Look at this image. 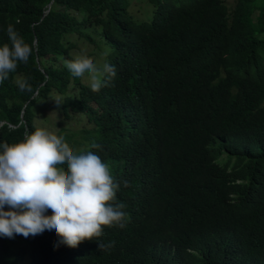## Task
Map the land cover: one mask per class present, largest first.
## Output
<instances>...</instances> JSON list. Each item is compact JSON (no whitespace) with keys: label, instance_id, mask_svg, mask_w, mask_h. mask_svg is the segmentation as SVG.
<instances>
[{"label":"trees","instance_id":"obj_1","mask_svg":"<svg viewBox=\"0 0 264 264\" xmlns=\"http://www.w3.org/2000/svg\"><path fill=\"white\" fill-rule=\"evenodd\" d=\"M235 1L0 0V46L10 23L33 46L0 83V144L59 98L88 128L58 136L109 166L128 214L76 248L0 236V264H264V0ZM80 53L115 67L98 92L65 66Z\"/></svg>","mask_w":264,"mask_h":264},{"label":"clouds","instance_id":"obj_2","mask_svg":"<svg viewBox=\"0 0 264 264\" xmlns=\"http://www.w3.org/2000/svg\"><path fill=\"white\" fill-rule=\"evenodd\" d=\"M7 35L10 43L0 46V83L33 52V46L11 23ZM64 63L72 76H87L93 92L116 76L113 65L98 66L83 53ZM18 85L23 90L27 82L18 81ZM34 128L26 129L19 142L0 144V236L27 238L54 230L59 244L76 248L85 240L101 237L105 226L124 228L126 205L116 200L120 183L100 156L92 151L76 152L64 137L45 127ZM123 185L130 186L127 180ZM112 246L99 243V250Z\"/></svg>","mask_w":264,"mask_h":264},{"label":"rangeland","instance_id":"obj_3","mask_svg":"<svg viewBox=\"0 0 264 264\" xmlns=\"http://www.w3.org/2000/svg\"><path fill=\"white\" fill-rule=\"evenodd\" d=\"M231 5L235 4V0H228ZM37 125L45 127L49 131L55 132L57 135L62 130L72 133L88 128L86 120H82L79 116L72 119H67L62 110L59 98L51 96L48 99L42 100L37 106ZM75 151L78 149L75 148Z\"/></svg>","mask_w":264,"mask_h":264},{"label":"water","instance_id":"obj_4","mask_svg":"<svg viewBox=\"0 0 264 264\" xmlns=\"http://www.w3.org/2000/svg\"><path fill=\"white\" fill-rule=\"evenodd\" d=\"M51 5H52V3H51ZM23 114V112L21 113V115Z\"/></svg>","mask_w":264,"mask_h":264}]
</instances>
